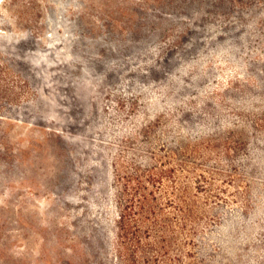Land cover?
<instances>
[{
  "label": "rangeland",
  "instance_id": "374dc122",
  "mask_svg": "<svg viewBox=\"0 0 264 264\" xmlns=\"http://www.w3.org/2000/svg\"><path fill=\"white\" fill-rule=\"evenodd\" d=\"M0 264H264V0H0Z\"/></svg>",
  "mask_w": 264,
  "mask_h": 264
},
{
  "label": "trees",
  "instance_id": "16d2710c",
  "mask_svg": "<svg viewBox=\"0 0 264 264\" xmlns=\"http://www.w3.org/2000/svg\"><path fill=\"white\" fill-rule=\"evenodd\" d=\"M146 203H144L143 206H141L143 209L145 208ZM135 205H132L131 202L129 201L128 204H126L124 206V211L121 214V221H120V225L119 228L121 229V233L120 236L121 237H127V232L131 229L132 224H133V220L135 218H133V215L135 214L136 210L134 209Z\"/></svg>",
  "mask_w": 264,
  "mask_h": 264
}]
</instances>
